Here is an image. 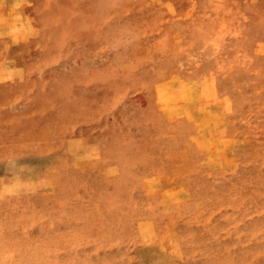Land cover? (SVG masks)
I'll use <instances>...</instances> for the list:
<instances>
[{
  "label": "rangeland",
  "instance_id": "374dc122",
  "mask_svg": "<svg viewBox=\"0 0 264 264\" xmlns=\"http://www.w3.org/2000/svg\"><path fill=\"white\" fill-rule=\"evenodd\" d=\"M22 3L37 36L8 48L27 49L39 63L61 68L102 67L89 79L104 81L89 89L85 101L68 102L65 70L59 72L64 76L54 86L56 100L36 109L43 115L56 110V117L32 126L22 121L33 134L61 142L74 130L102 142L107 133L115 137L111 147L122 149L116 158L138 149V163L149 155L159 174L167 157L159 151L168 155L185 140L188 171L198 159V172L188 175L186 201L153 216L152 223L171 231L142 236L151 241L138 249L130 228L147 203L139 194L143 172L133 179L130 159L100 184L84 183L82 171H62L49 189L0 197V264H264V0ZM114 67L122 72L110 71ZM115 78L122 88H115ZM179 86L187 95L185 111L198 115V153L190 141L193 121L154 96ZM118 91L123 100L116 119L106 118L108 100ZM193 96L197 104L190 102ZM5 122L13 132L21 121L12 115ZM21 137L5 140L7 149L0 143V176L16 180L30 173L19 160L31 159L34 140L26 131ZM4 159L10 166H2ZM150 202L152 210L156 197Z\"/></svg>",
  "mask_w": 264,
  "mask_h": 264
},
{
  "label": "crops",
  "instance_id": "0c3cea01",
  "mask_svg": "<svg viewBox=\"0 0 264 264\" xmlns=\"http://www.w3.org/2000/svg\"><path fill=\"white\" fill-rule=\"evenodd\" d=\"M22 4V0H0V43L4 42L6 43L5 46H7L4 47V44L0 46V115L3 120L0 124V143L3 142L2 146L7 149L5 140L10 141L11 137H20L21 140L22 134L26 131L29 137H33L32 140H34L32 141L34 142L33 156L26 163L21 164L25 160H19L20 168L29 169L30 173L28 175L25 174V177L11 180L5 174L0 176V197L14 194L26 195L32 194V192L35 194L37 191L49 189L56 182V175L62 171L64 173L66 171H82L81 177L84 183L90 184L94 182L100 184L104 179L116 177L120 173V163L126 161L125 164H128L130 159L132 162L130 163L133 173L132 178H139V173L143 172L142 176H140V181H138L140 184L139 194L145 196L143 204L146 205L147 203V206L143 207L142 218L135 220L130 230L134 232V236L138 239L136 249L148 245L151 240L145 243L146 240L142 239V236L146 234L154 236L160 230H163V232L171 231L169 227L160 229V227L152 223L153 216L154 214H167L175 202L187 200V178L188 175L198 172V159L195 160L193 168L188 171L189 164L184 151V143L186 144L187 141L184 140V143L182 142L178 146L171 148L168 155H166L168 152L166 149L159 151L158 156L161 158L167 156L164 160L162 159L163 161L160 164L163 174H159L158 172H152V167L155 164L151 162L149 155L142 159V163H138V153L141 152L138 149L126 151V155L122 159L121 156L116 158L117 155L115 153L122 152V149L120 146L111 147L110 141L115 137H110L107 133L101 134L102 142L98 140L97 136L74 130L61 142L57 136L54 139L52 135L49 141L47 139L43 141V139L37 137L36 133L33 134L32 128H27V124L25 125L22 121L29 120L31 121L29 125L32 126L31 123L34 122L36 124L37 120L43 118L54 119L56 117V110L52 109L43 115L37 112L36 109H38L37 105L39 104L47 103L48 100L50 102L56 100L57 96L54 95L55 84H59L60 75L64 76L59 72L65 70V82L69 85L68 90H70V95L67 96L68 102H71L72 99L85 101L90 93L89 89L92 87L101 88L104 85L102 84L104 81L101 79H89L90 72L102 67L92 69V67L85 64H67L66 68H61L54 61L39 63L35 59L36 54L27 52V49L20 48L16 51L8 48L10 45L22 43L37 36L24 16ZM110 71L117 73L118 71L122 72V69L114 67ZM113 83L115 88L123 87L122 80L115 78ZM29 88L30 90L27 91ZM166 89V92L164 91L162 95H158L159 92L155 91L154 96L155 98H163L168 108L173 105V109L179 111V118H189L193 121L194 133L190 141L194 149L197 150L196 153H198L200 149V142H198V115L197 113H191L189 116L188 112L185 111V105L188 104V100L185 91L180 86ZM120 91L116 92L108 100L112 105L110 111L106 113V118L116 119V115L113 116V113H117L123 100V94ZM193 98L195 99L190 102L197 104L198 96H193ZM8 102L14 103V105L10 106ZM28 105L31 108L29 114L25 110ZM164 112H168L166 106L164 107ZM12 115L17 116L21 121L13 132L8 123L5 122ZM102 117L103 115L100 118ZM81 118L84 119L85 116ZM26 129L29 130L27 131ZM138 137V134L131 135L133 139H139ZM103 141L106 143L104 142V144ZM112 154L116 155L115 158L112 157ZM173 154L180 155L178 161L171 160L170 157ZM9 162L10 160L4 159L1 164L3 167H7L10 166ZM173 170L174 174L170 175ZM100 191H102L100 194L104 193L103 188H100ZM105 191H109V189L107 188ZM136 195L135 192L131 194V199L134 201L133 204L138 200L135 197ZM152 196L156 197V202L152 206V210H150ZM98 207L97 210L100 214L102 208ZM172 231L174 232V230ZM133 247L132 249L135 248Z\"/></svg>",
  "mask_w": 264,
  "mask_h": 264
}]
</instances>
